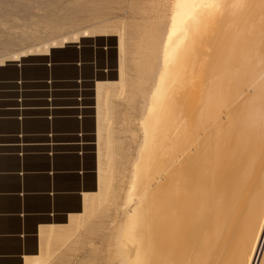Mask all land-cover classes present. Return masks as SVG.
Masks as SVG:
<instances>
[{"label":"bare ground","instance_id":"obj_1","mask_svg":"<svg viewBox=\"0 0 264 264\" xmlns=\"http://www.w3.org/2000/svg\"><path fill=\"white\" fill-rule=\"evenodd\" d=\"M72 34L12 52L0 66L89 38ZM162 35L143 169L133 172L141 242L120 264H264V0H174ZM123 55L120 37L118 80L97 85L99 189L110 100L126 86Z\"/></svg>","mask_w":264,"mask_h":264},{"label":"rangeland","instance_id":"obj_2","mask_svg":"<svg viewBox=\"0 0 264 264\" xmlns=\"http://www.w3.org/2000/svg\"><path fill=\"white\" fill-rule=\"evenodd\" d=\"M173 3L0 0V59L40 42L89 32V38L48 56H28L0 66V157L15 156L23 162L32 156L52 161L72 156L81 173L93 178L97 85L118 80L119 39H124L126 86L120 97L115 90L110 100L100 145L101 187L83 215L43 249L48 264H120L138 253L140 217L138 210L130 211L140 197V183L133 172L135 167L143 169L138 154L145 136V104Z\"/></svg>","mask_w":264,"mask_h":264},{"label":"crops","instance_id":"obj_3","mask_svg":"<svg viewBox=\"0 0 264 264\" xmlns=\"http://www.w3.org/2000/svg\"><path fill=\"white\" fill-rule=\"evenodd\" d=\"M94 172L72 156L0 157V264H26L82 216L99 189Z\"/></svg>","mask_w":264,"mask_h":264}]
</instances>
